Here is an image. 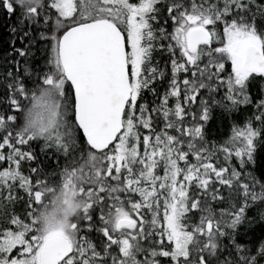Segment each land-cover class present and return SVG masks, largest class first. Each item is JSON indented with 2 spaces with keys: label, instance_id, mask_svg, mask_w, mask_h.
Returning a JSON list of instances; mask_svg holds the SVG:
<instances>
[{
  "label": "snow or ice",
  "instance_id": "obj_1",
  "mask_svg": "<svg viewBox=\"0 0 264 264\" xmlns=\"http://www.w3.org/2000/svg\"><path fill=\"white\" fill-rule=\"evenodd\" d=\"M0 10V264H264V0Z\"/></svg>",
  "mask_w": 264,
  "mask_h": 264
},
{
  "label": "trees",
  "instance_id": "obj_2",
  "mask_svg": "<svg viewBox=\"0 0 264 264\" xmlns=\"http://www.w3.org/2000/svg\"><path fill=\"white\" fill-rule=\"evenodd\" d=\"M16 24L15 17H9L3 10H0V57L4 54V49L10 40V28ZM19 46V44H17ZM10 50V48H8ZM215 133H224L227 131V126L217 122L211 129Z\"/></svg>",
  "mask_w": 264,
  "mask_h": 264
}]
</instances>
